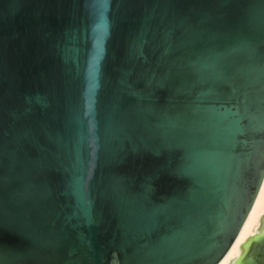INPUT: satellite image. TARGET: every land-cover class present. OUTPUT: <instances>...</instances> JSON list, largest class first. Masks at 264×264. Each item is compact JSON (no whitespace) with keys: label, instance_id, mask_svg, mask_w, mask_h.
I'll return each mask as SVG.
<instances>
[{"label":"water","instance_id":"95a60500","mask_svg":"<svg viewBox=\"0 0 264 264\" xmlns=\"http://www.w3.org/2000/svg\"><path fill=\"white\" fill-rule=\"evenodd\" d=\"M263 180L264 0H0V264H218Z\"/></svg>","mask_w":264,"mask_h":264},{"label":"bare ground","instance_id":"6f19581e","mask_svg":"<svg viewBox=\"0 0 264 264\" xmlns=\"http://www.w3.org/2000/svg\"><path fill=\"white\" fill-rule=\"evenodd\" d=\"M264 230V180L256 201L237 239L218 264H235L243 251L244 243L253 235Z\"/></svg>","mask_w":264,"mask_h":264}]
</instances>
